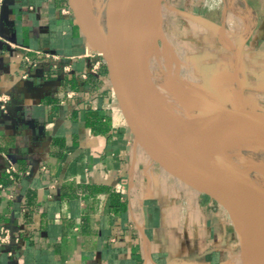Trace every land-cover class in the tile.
I'll return each mask as SVG.
<instances>
[{"label": "crops", "instance_id": "obj_1", "mask_svg": "<svg viewBox=\"0 0 264 264\" xmlns=\"http://www.w3.org/2000/svg\"><path fill=\"white\" fill-rule=\"evenodd\" d=\"M235 2L248 25L226 64L234 102L254 105L264 0ZM0 93V264H234V223L182 177L153 176L67 0H1Z\"/></svg>", "mask_w": 264, "mask_h": 264}, {"label": "rangeland", "instance_id": "obj_2", "mask_svg": "<svg viewBox=\"0 0 264 264\" xmlns=\"http://www.w3.org/2000/svg\"><path fill=\"white\" fill-rule=\"evenodd\" d=\"M87 1L94 14L101 12L103 24L106 0ZM152 10L150 6L145 15L142 45L146 37L149 38L143 53L150 63L154 94L164 98L165 107L176 112L210 116L220 109L210 98L228 107L243 106L241 98L234 102V75L232 66L226 64L237 55L235 32L246 30L248 25L243 4L234 3V0H161L150 24ZM228 12L234 14L232 26L226 19ZM256 85L264 86V81ZM247 93L264 97V93L257 91ZM258 101L260 103L245 106L264 111V98ZM261 127H250L246 133L249 140L234 146V150L239 149L241 158L235 159L243 166L262 165L264 169V128ZM250 174L264 185V175L254 171ZM158 176V180L169 176L176 184L185 185L164 169ZM213 202L216 205V200ZM220 209L223 211L221 204ZM242 244L239 235L234 264H245Z\"/></svg>", "mask_w": 264, "mask_h": 264}, {"label": "water", "instance_id": "obj_3", "mask_svg": "<svg viewBox=\"0 0 264 264\" xmlns=\"http://www.w3.org/2000/svg\"><path fill=\"white\" fill-rule=\"evenodd\" d=\"M75 20L88 41L98 51L105 62L113 89L127 120L140 141L149 152V157L191 184L206 192L212 199L230 205L231 201L243 205L257 219L264 221V185L229 159L223 166L201 164L191 157L168 130L170 122L153 103L150 80L145 74L131 67V57L139 44L134 32L129 36L131 24L124 22L119 14L121 0H106L103 4L104 22L101 12L94 14L87 0H67ZM134 21L146 7H152L154 15L161 0H127ZM131 21V23H132ZM95 25L102 36L98 37ZM146 37L143 50L148 42ZM220 109L211 113L242 114L256 119H264V111L244 107H228L221 102L212 101ZM178 126L176 122H172ZM196 179L201 185H198Z\"/></svg>", "mask_w": 264, "mask_h": 264}, {"label": "bare ground", "instance_id": "obj_4", "mask_svg": "<svg viewBox=\"0 0 264 264\" xmlns=\"http://www.w3.org/2000/svg\"><path fill=\"white\" fill-rule=\"evenodd\" d=\"M121 1L122 2L119 5V14L124 22H129V24H131L129 36L130 33L132 34L134 32L139 38V44L131 57V67L141 71L150 80L153 103L160 109L166 120L170 122L167 126L168 130L180 143V146L201 164L223 166L226 163L225 159H229L243 167L247 172L254 171L264 175V169L261 167L262 165H241L235 159V157L240 158V151L239 149L234 150V146H238L249 140L246 133L250 127L252 128L260 125L262 126L261 128H264V119L259 118L258 120L253 117L236 113L199 116L167 109L165 107L164 98L162 96L159 97L160 95L158 96L157 93V95L154 94L153 82L149 75L150 63L145 57L142 48L144 20L150 6L146 7L144 11L132 21L127 0ZM233 15L228 12V15L226 16V19L231 26ZM92 27L98 37L102 36L101 31H99L95 25ZM245 107L251 110L255 109L253 107ZM171 121L176 122L178 126H173ZM160 170H163V168ZM220 204L223 207L224 213L230 217L241 236L244 253L242 258L244 259V263L264 264V221L257 219L250 211L239 203L231 201L230 205H226L222 202H220Z\"/></svg>", "mask_w": 264, "mask_h": 264}, {"label": "built area", "instance_id": "obj_5", "mask_svg": "<svg viewBox=\"0 0 264 264\" xmlns=\"http://www.w3.org/2000/svg\"><path fill=\"white\" fill-rule=\"evenodd\" d=\"M1 3V0H0ZM99 55H101L98 51H96ZM53 58H55V56H53ZM9 101V96L6 93H0V108L2 110H6L7 109V103ZM149 169L151 170L153 176L157 179L158 173L160 172V169L162 168L160 165H158L155 161H153L150 157H149ZM5 171L11 176L13 177V173L16 171V166L12 161H9L8 164L5 167ZM158 176V177H157ZM159 179V178H158ZM157 179V180H158ZM216 205L217 207L220 208V204L219 202L216 201ZM1 233H3V235L0 237V239L2 241L6 240L7 235H8V228L5 226H2L1 228Z\"/></svg>", "mask_w": 264, "mask_h": 264}, {"label": "trees", "instance_id": "obj_6", "mask_svg": "<svg viewBox=\"0 0 264 264\" xmlns=\"http://www.w3.org/2000/svg\"><path fill=\"white\" fill-rule=\"evenodd\" d=\"M6 172V171H5ZM7 173V172H6ZM8 174V173H7Z\"/></svg>", "mask_w": 264, "mask_h": 264}]
</instances>
